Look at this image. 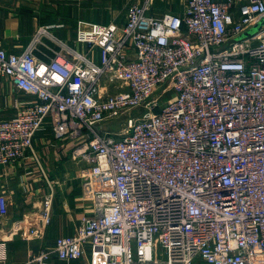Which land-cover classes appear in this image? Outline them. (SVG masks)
<instances>
[{
  "label": "built area",
  "instance_id": "2783aa9c",
  "mask_svg": "<svg viewBox=\"0 0 264 264\" xmlns=\"http://www.w3.org/2000/svg\"><path fill=\"white\" fill-rule=\"evenodd\" d=\"M152 2L133 1L123 25L80 21L87 51L58 39L49 63L34 55L49 26L22 53L0 36V75L33 96L0 121V167L49 119L77 141L94 210L28 263L264 264V0H187L182 16ZM52 203L26 239L44 237Z\"/></svg>",
  "mask_w": 264,
  "mask_h": 264
},
{
  "label": "crops",
  "instance_id": "0c3cea01",
  "mask_svg": "<svg viewBox=\"0 0 264 264\" xmlns=\"http://www.w3.org/2000/svg\"><path fill=\"white\" fill-rule=\"evenodd\" d=\"M143 0H0V36L9 52L22 53L41 26L49 31L34 48L37 59L50 62L60 49L58 39L86 52L76 40L80 21L123 25L128 6ZM149 14L170 12L182 16L187 0H153ZM161 5L170 8L162 10ZM33 98L18 89L11 78L0 75V121L11 119L18 104ZM77 141L54 136L46 120L33 141L28 157L0 167V194L9 200V212L0 216V243L5 242L6 264L28 263L41 248H53L62 235L74 234L84 214H93L92 200L83 195L81 172L87 165L72 154ZM52 198V222L41 239H26L24 232L41 223L43 200ZM89 253L81 258L88 264ZM52 264H64L53 256ZM67 262V261H66ZM77 262V261H76ZM87 262V263H86ZM2 264V263H0Z\"/></svg>",
  "mask_w": 264,
  "mask_h": 264
},
{
  "label": "rangeland",
  "instance_id": "374dc122",
  "mask_svg": "<svg viewBox=\"0 0 264 264\" xmlns=\"http://www.w3.org/2000/svg\"><path fill=\"white\" fill-rule=\"evenodd\" d=\"M153 2H154V1H153ZM153 2H152V3H153ZM160 7H161L162 10H167V9L170 8L168 5H166V6H165V5H161ZM41 27H42V28H45L46 26H41ZM41 27H40V28H41ZM40 28H39V29H40ZM39 29L37 30V32H36V34L34 35V37L38 34ZM48 31H49V30H48ZM43 35H44V34H43ZM43 35H41V36H43ZM41 36H40V38H41ZM34 37H33V38H34ZM67 44H68V43H67ZM69 46L73 47V46L70 45V44H69ZM112 124H113V123H112ZM80 260H81V259H79V260H74V261H68V262L64 261V262H65L64 264H81L82 262H80ZM76 261H77V262H76ZM87 262H88V261H87ZM87 262H86V263H87ZM88 263H89V262H88ZM194 264H205V263H204L203 261H201V260H198V261L195 262Z\"/></svg>",
  "mask_w": 264,
  "mask_h": 264
}]
</instances>
